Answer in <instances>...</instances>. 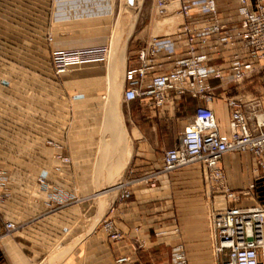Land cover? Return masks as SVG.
<instances>
[{
	"label": "crops",
	"instance_id": "crops-1",
	"mask_svg": "<svg viewBox=\"0 0 264 264\" xmlns=\"http://www.w3.org/2000/svg\"><path fill=\"white\" fill-rule=\"evenodd\" d=\"M216 8L225 29L238 25L237 0H217ZM150 14L137 36L116 40L114 0H0V214L17 226L4 235L0 225V264H114L122 256L171 264L177 245L187 264H219L210 214L264 207V176L249 154H225L220 163L229 189L244 193L236 202L210 189L201 164L163 172V153L206 104L189 96L161 108L150 98L123 101L124 73L138 65L145 39L173 35L185 22ZM89 47H109L107 60L55 74L51 53ZM209 83L208 107L228 136L226 97H255L241 83Z\"/></svg>",
	"mask_w": 264,
	"mask_h": 264
},
{
	"label": "built area",
	"instance_id": "built-area-1",
	"mask_svg": "<svg viewBox=\"0 0 264 264\" xmlns=\"http://www.w3.org/2000/svg\"><path fill=\"white\" fill-rule=\"evenodd\" d=\"M239 23L225 29L216 8L217 0H160L155 12L160 17L180 15L184 23L173 35L145 39L137 52L138 65L124 73L123 101L150 98L151 104L161 108L167 103L189 96L202 99L206 106L198 107L188 126L183 130L179 144L163 153V172L170 173L192 164H201L208 175L212 191L221 192L228 201L236 202L243 192L228 188L220 165L225 154H249L264 176V99L249 102L242 98L226 97L231 107L230 133L221 136L208 105L215 98L210 81L222 86L238 85L264 70V3L253 9L247 0H237ZM203 16L200 25L194 17ZM109 47H89L51 53L50 62L55 74L78 68L84 64L104 62ZM170 62L171 67L163 70ZM219 61V64H212ZM68 161V159H64ZM45 185L44 181H40ZM124 198L129 197L125 190ZM209 224L216 239L214 253L221 257L219 264H264V207L241 208L229 206L224 211L212 212ZM4 235H10L17 226L4 221L0 214ZM113 231L111 223L104 224ZM118 239V234H111ZM128 257L115 259L114 264H128ZM171 264H187L181 245L172 252Z\"/></svg>",
	"mask_w": 264,
	"mask_h": 264
},
{
	"label": "rangeland",
	"instance_id": "rangeland-1",
	"mask_svg": "<svg viewBox=\"0 0 264 264\" xmlns=\"http://www.w3.org/2000/svg\"><path fill=\"white\" fill-rule=\"evenodd\" d=\"M158 1L160 0H114V19L116 23L113 33L114 39L124 40L130 33L132 34L131 38L137 36L141 30V22L150 18L151 9L155 8ZM57 7L55 9L56 13H58ZM129 23L132 25L131 30H129ZM254 79L252 84L241 83L240 85H244L245 90L252 92L255 98L264 99V70L254 75Z\"/></svg>",
	"mask_w": 264,
	"mask_h": 264
}]
</instances>
